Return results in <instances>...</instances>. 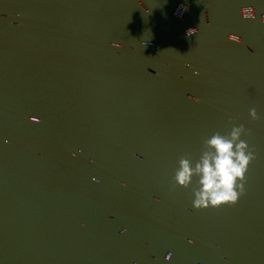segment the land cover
I'll list each match as a JSON object with an SVG mask.
<instances>
[{"label": "water", "instance_id": "95a60500", "mask_svg": "<svg viewBox=\"0 0 264 264\" xmlns=\"http://www.w3.org/2000/svg\"><path fill=\"white\" fill-rule=\"evenodd\" d=\"M234 124L245 191L198 209L179 158ZM201 261L264 264V0H0V264Z\"/></svg>", "mask_w": 264, "mask_h": 264}, {"label": "clouds", "instance_id": "9594fccd", "mask_svg": "<svg viewBox=\"0 0 264 264\" xmlns=\"http://www.w3.org/2000/svg\"><path fill=\"white\" fill-rule=\"evenodd\" d=\"M186 66L191 65L186 62ZM250 116L253 119L258 118L255 108L250 109ZM245 131L244 124H234L230 131L223 133L216 131L203 138V147L198 159L192 160L187 154L179 158L172 177L173 184L185 188L191 187L194 207L199 209L234 204L245 191V173L255 156L247 141L241 138ZM43 155L44 153H40L41 157ZM72 155L75 156L76 153L73 152ZM215 247L219 248L220 245L215 244ZM171 258L172 252L169 251L165 259ZM224 259L226 262L229 260L228 257ZM200 264L204 262L201 261Z\"/></svg>", "mask_w": 264, "mask_h": 264}]
</instances>
